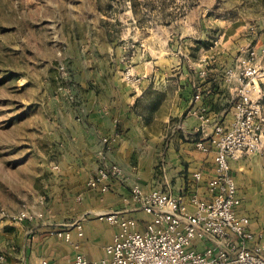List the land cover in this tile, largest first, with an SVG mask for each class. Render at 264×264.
Listing matches in <instances>:
<instances>
[{
  "label": "crops",
  "instance_id": "crops-1",
  "mask_svg": "<svg viewBox=\"0 0 264 264\" xmlns=\"http://www.w3.org/2000/svg\"><path fill=\"white\" fill-rule=\"evenodd\" d=\"M162 41V49L154 55L146 48L138 52L141 60L132 67L142 76L137 86L122 79L119 68L98 69L90 86L76 90L73 104L62 103L52 175L37 211H32L33 219L15 221L10 238L1 241L4 250V242L16 246L0 255L4 264H72L77 253L100 259L118 226L98 215L116 212L147 219L130 202L134 183L173 196L194 190L207 195L204 185L192 179L195 171L204 180L213 175L212 154L195 147L201 134L193 111L205 105L212 118L228 125L236 82H226L217 69L201 76L203 67H191L178 56L179 41L170 44V52L168 40ZM196 93L199 99L194 98ZM111 164L119 166L121 174L109 181L108 191L89 188L90 175ZM230 165L240 200L237 213L246 218L252 233L249 244L264 243V152L232 160ZM210 244L194 246L202 250Z\"/></svg>",
  "mask_w": 264,
  "mask_h": 264
},
{
  "label": "rangeland",
  "instance_id": "rangeland-1",
  "mask_svg": "<svg viewBox=\"0 0 264 264\" xmlns=\"http://www.w3.org/2000/svg\"><path fill=\"white\" fill-rule=\"evenodd\" d=\"M163 39L167 52L179 41L187 65L219 77L253 50L264 113V0H0V243L46 191L62 103L98 69L124 79L138 52L156 54ZM4 245L0 255L16 247Z\"/></svg>",
  "mask_w": 264,
  "mask_h": 264
},
{
  "label": "built area",
  "instance_id": "built-area-1",
  "mask_svg": "<svg viewBox=\"0 0 264 264\" xmlns=\"http://www.w3.org/2000/svg\"><path fill=\"white\" fill-rule=\"evenodd\" d=\"M199 74L205 76L206 71ZM259 77L255 52L239 55L223 73L226 82H236L231 122L225 125L212 118L205 105L193 111L200 120L201 134L195 147L212 154L213 175L204 180L201 172L195 171L192 179L204 185L207 195L194 190L173 196L134 183L130 202L147 219L116 212L98 215L100 220L117 224L118 231L104 246L100 259L89 260L77 253L72 264H264V243L249 244L252 233L247 220L237 213L240 200L230 165L232 160L264 152V113L254 98ZM123 78L133 86L141 80L129 67ZM194 98L199 99L200 94ZM120 174L116 164L101 166L90 175L87 186L107 192L109 181ZM23 219L32 220L33 214H21L15 221ZM64 238L69 236L64 234ZM195 242L212 244L199 250Z\"/></svg>",
  "mask_w": 264,
  "mask_h": 264
}]
</instances>
